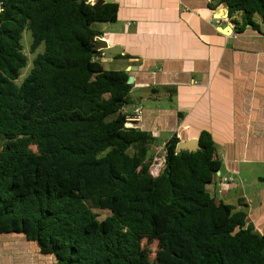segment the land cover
<instances>
[{
    "label": "trees",
    "instance_id": "16d2710c",
    "mask_svg": "<svg viewBox=\"0 0 264 264\" xmlns=\"http://www.w3.org/2000/svg\"><path fill=\"white\" fill-rule=\"evenodd\" d=\"M219 5L238 17L237 34L264 22V0H210ZM117 11L0 0V233L22 234L56 264H149L144 239L157 241V264H264V234L206 190L222 165L209 134L195 152L169 139L164 171L149 175L154 139L125 126L129 73L105 70L93 49L92 25ZM24 29L30 52H44L17 85Z\"/></svg>",
    "mask_w": 264,
    "mask_h": 264
},
{
    "label": "crops",
    "instance_id": "0c3cea01",
    "mask_svg": "<svg viewBox=\"0 0 264 264\" xmlns=\"http://www.w3.org/2000/svg\"><path fill=\"white\" fill-rule=\"evenodd\" d=\"M113 23L96 29L122 52L113 59L132 76L126 116L154 139L153 152L210 135L222 165L206 186L217 203L245 213L264 234V22L235 33L223 5L210 0H113ZM230 27L232 32L220 29ZM127 57V58H126ZM232 178L233 182H224ZM0 264H56L22 234L0 233Z\"/></svg>",
    "mask_w": 264,
    "mask_h": 264
},
{
    "label": "rangeland",
    "instance_id": "374dc122",
    "mask_svg": "<svg viewBox=\"0 0 264 264\" xmlns=\"http://www.w3.org/2000/svg\"><path fill=\"white\" fill-rule=\"evenodd\" d=\"M256 21L259 20L258 16H255ZM101 23H95L92 25L93 29H98L100 27ZM32 42V37L31 33L28 29H24L22 33V38H21V46H22V51L27 57V65L21 69L20 71V76L19 78L15 81L17 85H20L23 79L29 74L30 70L32 69V63L33 60L36 58L37 55L42 54L44 52V45L41 44L34 53L30 52V45ZM114 68H120L118 62H114L111 64H105V70H113ZM156 151V150H155ZM155 151L151 152L150 155H154ZM129 153H132V150H129ZM151 157V159H152ZM98 215L99 219H104L107 215L108 212L103 211V210H94ZM142 246L144 251L148 255V261L149 264H157V257H158V244L157 241H149L147 239H144L142 241Z\"/></svg>",
    "mask_w": 264,
    "mask_h": 264
},
{
    "label": "water",
    "instance_id": "95a60500",
    "mask_svg": "<svg viewBox=\"0 0 264 264\" xmlns=\"http://www.w3.org/2000/svg\"><path fill=\"white\" fill-rule=\"evenodd\" d=\"M87 3H91L93 8L96 10L100 5L105 3H112L113 0H83ZM223 32H232V29L228 26L225 28L220 29ZM93 49L100 52V54L103 56L104 59H113L116 55H119L122 52V49L119 46H110L108 43L103 39L99 37H95L93 39ZM133 82L132 76L128 77V84H131ZM127 128H133L132 124H129L126 126ZM201 147L198 143V140H190L186 142H180L176 145V153H180L182 151L187 152H195L197 150H200Z\"/></svg>",
    "mask_w": 264,
    "mask_h": 264
},
{
    "label": "built area",
    "instance_id": "2783aa9c",
    "mask_svg": "<svg viewBox=\"0 0 264 264\" xmlns=\"http://www.w3.org/2000/svg\"><path fill=\"white\" fill-rule=\"evenodd\" d=\"M141 118V108L136 107L133 111V113L129 116H126V124L125 126L129 124H132V127H134V123H137ZM165 168V149L164 147H160L156 149L152 159L149 162L148 166V172L149 175L153 178H156L162 174ZM224 182H233L232 178H224Z\"/></svg>",
    "mask_w": 264,
    "mask_h": 264
}]
</instances>
